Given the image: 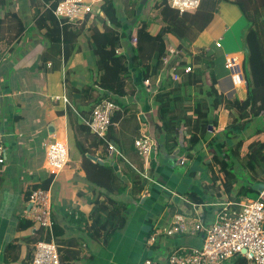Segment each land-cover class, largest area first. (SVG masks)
Segmentation results:
<instances>
[{
    "label": "crops",
    "instance_id": "1",
    "mask_svg": "<svg viewBox=\"0 0 264 264\" xmlns=\"http://www.w3.org/2000/svg\"><path fill=\"white\" fill-rule=\"evenodd\" d=\"M31 1L0 0V134L4 136L7 147V160L0 166V264H31L35 244L33 240L37 236L38 227L27 218L29 205L26 194L35 187H43L50 192L53 221L64 231L63 235L57 237L53 231L61 264H145L148 258L164 255L171 247L201 246L202 238L199 235L159 238L152 248L147 242L157 224L179 210L174 206H171V210L167 207L168 195L160 186L188 199V193L196 192L201 197V202L213 200L237 203L234 200L237 190L226 195L225 200L208 196L203 190L208 180L206 167L213 164L209 144L211 140L221 137L228 126L229 112L220 109L216 113L214 120L218 125L211 127L204 139L199 137L195 158L190 157L184 147H178L168 155L163 148L164 135L155 121L157 105L154 96L147 92L144 83H140V68L130 66L132 79L128 81L129 86L136 88L124 102L137 110L136 120L133 122L139 127L138 137L147 134L158 140L157 151L149 164L156 184H149L150 195L142 194L141 201L129 211L125 229L115 233L108 245H102L90 237L92 221L89 215L93 209L91 202L98 196L103 200L109 194L86 179L81 154L71 160L70 138H75V132L70 127L68 117V110L72 108L80 122L88 120L94 108L93 100L100 93L95 90L90 95L89 91L90 97L82 93L97 81L100 71L106 66L105 62L95 56L89 40V28L93 23H98L96 14L100 12V8L83 23L85 26L81 34L73 39L74 51L65 61L58 49L51 48L43 32L38 30ZM161 2L115 0L117 15L122 24L119 30L122 46L117 49L118 55L126 54L130 58L129 44L135 46L132 41L142 23L149 25L153 35L160 32L165 25L159 8ZM235 2L236 0H203L197 11L198 18L203 22L210 14L211 17L202 31L193 29L195 38L190 52L192 57L200 50L213 54L218 94L244 101L247 97L246 83L235 88L225 67L228 56H237L243 64L246 51L247 19L240 5ZM240 2L246 12L258 13L264 19V0ZM41 12H45V6L41 8ZM173 12L176 14V11ZM178 16L183 18L179 12ZM98 27L102 29V23H98ZM128 37H132L131 43L127 41ZM217 43L220 47H217ZM165 45L167 49L174 47L177 50L180 41L173 34L167 33ZM242 45H245V51L236 54ZM192 57L183 62L185 65L196 66L195 69L199 68ZM180 74L181 80H184L185 74ZM164 80L172 81L173 87L181 83V80H172L169 70ZM182 93L195 99L196 87L185 86ZM64 96L68 98L69 104L64 103ZM119 127L116 124L118 130ZM123 131L130 134L132 130ZM251 132L252 129L240 131L238 135L245 136ZM189 137L190 135L186 138ZM256 137L264 142V135ZM79 138L86 147L90 146V139L86 141L81 136ZM54 140H67L70 152L67 168L56 177H52L46 170L45 163L46 144ZM229 143L231 144L230 141ZM247 144L248 141H245L241 156L245 153ZM71 147L73 152L77 149L75 143ZM92 150L99 157L103 147H93ZM117 169H121L120 165ZM120 176L128 182V178ZM112 197L126 200L122 196ZM247 200L251 199L243 197L241 202ZM177 203H180L179 200ZM167 210H170L169 213ZM203 210L205 217L214 219V210ZM21 220L26 223L20 229ZM31 224L34 227H29Z\"/></svg>",
    "mask_w": 264,
    "mask_h": 264
},
{
    "label": "trees",
    "instance_id": "2",
    "mask_svg": "<svg viewBox=\"0 0 264 264\" xmlns=\"http://www.w3.org/2000/svg\"><path fill=\"white\" fill-rule=\"evenodd\" d=\"M59 1L32 0L31 2L37 17L38 30L43 32L51 48L58 49V53L67 61L74 51L73 39L81 34L85 25L79 28L77 25L58 20L53 11ZM161 1L159 8L165 25L158 34L153 35L149 30V25L142 23L137 31L135 46L129 44L130 58L126 54H117V49L122 46L119 32L122 24L117 15L115 0H104L100 6V12L96 14L97 22L102 23L103 28L100 29L98 23H93L89 28L90 48L100 61L106 63V66L100 71L97 81L82 93L87 96L89 91L90 95L95 90L100 92L99 96L93 100L94 106L103 99H110L119 106L120 111L116 112L112 118L107 141L114 143L123 157L109 158L107 141L92 135L87 125L79 121L74 110L72 108L68 110L70 127L75 132V145L82 156V168L86 179L109 194L103 200L98 196L91 202L93 209L89 215L92 221L90 237L102 245H108L115 233L125 229L129 211L141 201L142 194L149 185L148 180L144 179L134 168L143 169L144 159L135 147V140L139 136V127L133 122L136 120L137 110L124 102L125 98L136 88L129 86L128 81L132 79L130 66L140 68L141 84L146 80L151 82L152 89L149 94L154 96L157 105L155 121L164 135L163 148L168 155L176 148L184 147L187 154L195 158L196 148L200 143L199 137L204 139L209 134L210 127L218 125L214 120L216 113L220 109L229 112L228 126L222 132L221 137L211 140L209 144L213 164L206 167L208 180L203 186L208 196H216L225 200L226 195L237 190L234 198L237 203L241 202L243 197H249L254 193H257L255 198L257 199L260 193L253 187L264 183V142L256 137L264 135V19L258 13L246 12L240 0H236L235 3L240 5L247 19L246 51L242 64L247 97L241 101L237 97L230 98L218 94L217 77L213 69L215 63L213 54L200 50L192 57L190 52L192 41L195 38L193 29L202 31L211 14L203 22L199 20L197 12L185 13L181 15L183 18H179L178 11L171 8L167 0ZM44 6L45 12H41ZM173 11H176V14ZM167 33L176 36L180 45L177 49L178 54L173 56L168 67H164L163 59L170 54L165 45ZM131 39L132 37H128L127 41L131 43ZM191 57L199 68L186 73L185 79L181 80L177 87H173L172 81L164 80L171 66H176L178 72L184 74L185 62L183 60ZM191 85L196 87L195 99L186 97L182 93V88ZM116 124L120 126L119 130ZM124 129L128 132L132 131L130 134H125ZM250 129L253 132L245 135L246 137L238 135L240 131ZM188 135L190 139L186 138ZM80 136L86 141L91 140L89 147L80 141L82 140ZM245 141H248V144L245 153L241 156ZM100 146L103 147L102 155H99L102 162L94 161L91 157H96V153L92 149ZM118 165H120V170L117 169ZM120 174L128 178V182L121 178ZM240 176L245 177L243 180L246 181L240 182ZM36 188L39 187L34 189ZM32 190L26 194L27 198ZM113 195L126 197V200H117L112 197ZM188 196L199 203L202 201L196 192H190ZM25 223L24 220L20 221V229L25 226ZM29 227L34 226L31 224ZM53 231L56 237L64 234L56 223ZM36 233L37 236L35 235L33 243L51 239V236L45 234L41 228H38ZM33 256L34 251L31 263ZM231 264H248V262L245 258H239Z\"/></svg>",
    "mask_w": 264,
    "mask_h": 264
},
{
    "label": "built area",
    "instance_id": "3",
    "mask_svg": "<svg viewBox=\"0 0 264 264\" xmlns=\"http://www.w3.org/2000/svg\"><path fill=\"white\" fill-rule=\"evenodd\" d=\"M104 0H60L53 13L60 21L80 26L87 17L95 15ZM169 6L183 15L197 12L203 0H167ZM100 11V9H99ZM137 41L136 36L133 43ZM220 47V44H216ZM168 56L163 59V66L168 67L173 56L178 54L174 47H169ZM184 61V60H183ZM225 67L230 73L234 87L246 83L242 64L237 56L226 57ZM196 66L185 65L184 74L192 72ZM172 80L179 82L181 74L176 66L168 68ZM148 93L151 92L150 80L144 82ZM65 104L68 98L63 97ZM120 111L119 106L110 99H104L96 104L91 116L83 122L92 135L107 141L112 118ZM108 155L111 158L123 157L114 143L108 142ZM138 154L144 159V168L137 169L138 173L149 184H156L153 179L150 162L157 151L158 140L151 135L144 134L135 140ZM67 140H54L46 144V170L52 177L60 175L70 161ZM100 161L101 158L98 157ZM7 160V147L4 136L0 134V165ZM168 198L167 207L179 208L169 217L157 224L147 244L154 247L159 238H176L183 236H201L202 244L199 247L167 249L164 255L145 260V264H231L239 258H245L249 264H264V194L260 193L256 200H247L239 203L204 201L193 202L180 196L165 186H160ZM150 195L149 185L143 192ZM179 200V204L177 201ZM27 203L31 206L27 218L41 228L45 234L51 236L50 241H38L34 244V256L31 264H61L59 248L53 239L54 221L52 218V198L48 189L36 188L29 193ZM203 208H211L214 219L205 217ZM169 210V211H170ZM203 210V211H202ZM167 210V212L169 213Z\"/></svg>",
    "mask_w": 264,
    "mask_h": 264
},
{
    "label": "rangeland",
    "instance_id": "4",
    "mask_svg": "<svg viewBox=\"0 0 264 264\" xmlns=\"http://www.w3.org/2000/svg\"><path fill=\"white\" fill-rule=\"evenodd\" d=\"M239 8H240V7H239ZM219 17H220V16H219ZM243 20H244V19H243ZM223 21H225V20L223 19ZM210 23H211V22H210ZM224 26H225V25H224ZM210 30H211V29H210ZM211 31H212V30H211ZM224 41H225V40H222V42H224ZM242 51H245V45H242L236 54L241 53ZM232 55H235V54H232ZM71 141H72V142H71ZM72 143H75V138H70V145H71V146H72ZM71 146H70V148H71V160H75L78 156H80V153L78 152L77 149H74V152H73V150H72L73 147H71ZM179 168H180V167H179ZM243 179H245V177L240 176V179H239V180L245 182L246 180H243ZM256 196H257V193L250 194V195H249V198H250L251 200H256V199H255ZM132 208H133V207H132ZM132 208H131V209H132Z\"/></svg>",
    "mask_w": 264,
    "mask_h": 264
},
{
    "label": "water",
    "instance_id": "5",
    "mask_svg": "<svg viewBox=\"0 0 264 264\" xmlns=\"http://www.w3.org/2000/svg\"><path fill=\"white\" fill-rule=\"evenodd\" d=\"M210 130H211V127H210ZM89 157H91V156H89ZM91 159H93L94 161H100L97 157H91ZM100 162H102V161H100ZM253 189L255 191H258L259 193L263 192V194H264V183L254 185ZM30 207L31 206H29V208Z\"/></svg>",
    "mask_w": 264,
    "mask_h": 264
}]
</instances>
